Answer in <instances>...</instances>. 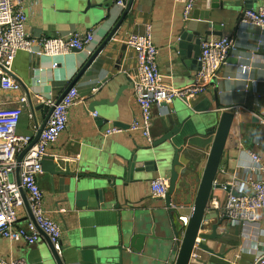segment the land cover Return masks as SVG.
<instances>
[{"label": "crops", "instance_id": "crops-1", "mask_svg": "<svg viewBox=\"0 0 264 264\" xmlns=\"http://www.w3.org/2000/svg\"><path fill=\"white\" fill-rule=\"evenodd\" d=\"M208 0H197L191 17L182 20V5L174 0H133L120 31L96 56L86 71L78 78L76 88L80 101L69 109L66 130L57 142L47 148V156L54 157V163L71 171L85 174L116 171L122 165L119 155H126L147 143L141 134L126 131L104 138L107 126L116 124L127 129L133 119H139V110L132 96L131 85L124 72L135 66L134 52L122 41L129 33H142L146 25L151 26L153 45L157 48L156 58L160 81L174 88H182L191 82L196 65L183 60L175 50L182 30L206 29L205 15ZM102 3L103 0H91ZM264 0H252L256 10ZM86 0H26V34L34 39L66 36L74 31L91 30L93 42L81 51H73L63 56H37L20 51L16 54L11 77L20 84V90L0 89V108L19 106V99L25 96L27 104L17 126L18 135L33 136L35 122L42 121L41 113L31 115L29 106L40 104L38 97L57 100L65 88L75 79L83 65L103 42L115 23H101L99 16L83 15L76 22L77 12L84 10ZM115 7V6H114ZM246 10L244 5L230 7L215 12L210 10L213 26H219L220 35L209 36L207 41L220 36L233 37L235 48L230 52L226 64L218 72L215 87L209 88L191 104L192 109L205 100L210 102L208 110L195 113L181 101L173 100L152 109V141L163 134L162 124L168 117L178 115L180 120L190 116L181 131L172 140L181 147L180 154L188 182L186 191L176 197L179 217L189 216L202 172L212 146L214 132L222 113L234 115L232 128L220 160L215 183L228 185L233 176L240 182L250 160L248 152L256 153L264 161V29L252 25L238 24ZM115 18L121 11L115 7ZM239 66L249 68L251 82H245ZM96 90L93 92V90ZM93 108L91 110L90 108ZM95 112L96 118L90 113ZM252 118L260 122L258 136L250 138L245 129L240 133L237 124H250ZM185 138L184 140H182ZM181 168L180 170H183ZM168 175L149 173L139 176L137 183L126 188L118 186L116 198H100L98 205L77 207L73 199L66 201L67 180L63 176H51L42 171L37 183L43 193L42 209L55 220L61 229V259L64 264H89L94 246H107L118 242L119 234L133 223L150 222L163 213L162 200L150 195V182ZM14 178V177H13ZM147 178V179H143ZM181 178V177H180ZM189 178V181H188ZM15 180V178H14ZM148 180V181H147ZM241 192L250 195L247 186ZM225 190H213L210 206L223 212L221 206L226 198ZM117 206V207H116ZM59 209H65L63 214ZM160 209V210H159ZM17 221L24 224L29 220L25 206L15 209ZM215 220L204 221V230L199 234H211L210 226ZM180 227V225L178 224ZM216 240L204 244L212 253L202 251L194 245L188 264H254L256 258L264 254V210L259 211L255 222L231 224L225 220L217 228ZM47 237L40 233L38 241L28 245L23 241L11 242L0 238V257L5 260L23 259L26 264H56L49 257ZM197 242H201L198 238ZM174 243L159 242L154 246L145 245L141 253L135 255L138 264H171L175 258ZM174 254V255H173Z\"/></svg>", "mask_w": 264, "mask_h": 264}, {"label": "built area", "instance_id": "built-area-1", "mask_svg": "<svg viewBox=\"0 0 264 264\" xmlns=\"http://www.w3.org/2000/svg\"><path fill=\"white\" fill-rule=\"evenodd\" d=\"M196 1L174 0L175 3L182 5L184 22L191 17ZM25 3L26 0H0L1 90L17 91L21 88L20 84L10 75L14 58L18 52L58 57L73 51H81L94 40L91 30L74 31L66 36L54 38L29 37L25 31L27 22ZM116 6L122 11L125 4L122 0H117ZM238 24L264 29V3L256 10H244ZM122 43L135 55L134 69L124 74L131 85L132 96L139 110V119H133L127 129L107 126L102 135L106 138L126 131L137 132L147 144L152 142V109L162 104L168 105L173 100H179L191 109L193 101L209 88L215 87L219 70L226 64L230 52L235 48L234 38L228 36H220L215 40L203 42L197 59L199 68L194 73L191 82L182 88H174L160 81L156 62L158 50L152 42L150 25H146L142 33H129ZM248 71L247 66H239L243 80L250 83ZM38 100L48 107H53V110L36 144L29 148L21 159L20 187L16 185L13 178L16 157L30 145L35 135L34 133L33 136H22L16 132L27 99L22 96L18 101L19 106L0 108V238L11 242L23 241L28 245H33L38 241L41 232L60 255L62 232L58 223L42 209L43 193L38 186L37 176L42 173L41 162L47 156V148L54 145L66 130L69 109L76 105L80 98L76 88L72 87L56 105V100L52 98L38 97ZM90 116L96 118L97 114L92 112ZM247 155L250 166L243 179L237 182L234 175L228 184L237 195L226 193L225 201L221 206L223 215L234 225L255 222L259 211L264 210V161L256 153L248 152ZM60 170L65 171L66 168L60 167ZM245 186L250 188V195L241 192ZM19 188L25 193L34 222L28 220L24 224H19L17 221L15 209L24 206ZM168 188V178L155 179L150 182V195L153 199H163ZM65 212V209L58 210L60 214ZM178 222L182 229L178 237L180 241L188 224V216L178 217ZM0 264H26V262L23 259L5 260L0 257ZM254 264H264V254L259 255Z\"/></svg>", "mask_w": 264, "mask_h": 264}, {"label": "water", "instance_id": "water-1", "mask_svg": "<svg viewBox=\"0 0 264 264\" xmlns=\"http://www.w3.org/2000/svg\"><path fill=\"white\" fill-rule=\"evenodd\" d=\"M117 0H103L102 3H93L91 0H86V6L83 11L77 12L76 22L81 20L83 15L100 17L98 21L101 23H110L115 19V23L108 32L103 42L96 48L93 54L83 65L75 79L65 88L61 95L55 101V105L59 103L62 97L73 87L78 78L86 71L90 64L102 49L112 40V38L120 31L123 23L130 12L133 0H122L125 4L120 16L115 18V7ZM244 5L246 9H252V0H208L205 9V15L199 20L206 21V29L193 30L183 29L179 37V41L175 50L183 60H187L191 65H196L199 68L197 61L200 54L201 44L208 40L209 36H219V26H213L209 21L212 16L210 10L220 12L223 9L230 7H240ZM115 6V7H114ZM118 8V7H117ZM119 9V8H118ZM210 102L205 100L200 105L194 107L192 112L199 113L208 110ZM30 113L34 116V111L41 113L42 121L39 124L35 122V135L32 142L16 157V167L14 170V178L17 186L20 187V162L23 155L36 144L41 131L43 130L53 107H48L40 103L33 108L30 104ZM93 110V108H90ZM190 118L187 115L180 120L178 125L175 124L179 120L178 115L168 117L167 121L162 124L163 134L153 140L151 144L138 147L135 151L129 152L126 155H119V159L123 162L118 166L116 171L100 172L94 174H85L84 171H69L67 168L64 172L57 170L58 166L54 163V157L45 156L41 162L42 171L51 176H63L67 180V198L66 201L73 199L77 207H91L93 204L98 205L100 198L106 199V205H110L111 198H116L117 188L121 186L126 188L130 184L137 183L142 180H137L136 176L143 177L149 173H160L168 175L169 188L162 200V211L155 218L154 225L150 222L133 223L130 227L121 231L118 242L107 246H94L90 250L93 251L89 264H138L135 255L141 253L145 245L154 246L159 242L174 243L176 248L175 258L171 264H188L193 252L194 245L198 249L212 253L204 244L208 240H216L219 238L217 228L227 218L221 215L220 211L210 206V196L213 190L224 189L225 192L237 195L229 185L222 186L215 183L220 160L232 128L234 115L231 113H222L214 132V139L210 148L202 176L194 198L192 211L188 216V224L184 229V234L179 241L178 237L182 229L178 226L179 207L176 196L180 192L186 191L188 188L187 178L185 177L187 168H183V163L180 158L182 153L181 147H176L172 140L181 131L182 126ZM264 121V118H261ZM112 126H117L113 124ZM240 133L245 129L249 137H257L260 129V122L256 118H252L250 124H237ZM183 138L182 140H184ZM183 168V170H180ZM181 177V178H180ZM147 179V178H143ZM148 181V180H147ZM189 181V178H188ZM23 204L28 210L29 220L34 222L31 211L29 209L24 191L19 188ZM117 207V206H116ZM160 210V209H159ZM215 220V223L210 226L211 234H199L200 230H204V221ZM40 232V231H39ZM41 233V232H40ZM199 240L200 243L197 242ZM48 240V238H47ZM49 257L56 264H64L60 255L54 250L53 245L48 241ZM173 254V255H174Z\"/></svg>", "mask_w": 264, "mask_h": 264}]
</instances>
